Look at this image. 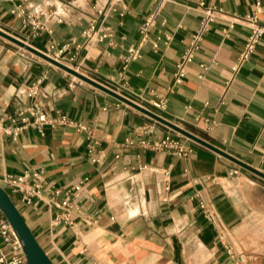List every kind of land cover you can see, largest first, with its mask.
Segmentation results:
<instances>
[{
    "label": "crops",
    "instance_id": "crops-1",
    "mask_svg": "<svg viewBox=\"0 0 264 264\" xmlns=\"http://www.w3.org/2000/svg\"><path fill=\"white\" fill-rule=\"evenodd\" d=\"M256 2L264 29V0H0V31L42 53L67 45L60 63L264 173V33L233 70ZM18 7L23 15L11 12ZM130 47L140 56L125 63ZM38 80L49 117L94 133L56 124L0 139V186L8 191L7 174L28 175L38 196L11 197L53 264H264V253L242 245L253 215L264 214V179L184 137L186 156L143 146L172 129L85 81L71 85L77 77L0 35V114L29 105L18 90ZM160 101L164 109L153 106ZM78 184L72 220L54 224V202Z\"/></svg>",
    "mask_w": 264,
    "mask_h": 264
},
{
    "label": "built area",
    "instance_id": "built-area-1",
    "mask_svg": "<svg viewBox=\"0 0 264 264\" xmlns=\"http://www.w3.org/2000/svg\"><path fill=\"white\" fill-rule=\"evenodd\" d=\"M122 0H110L112 5H116ZM260 3H255L254 13L246 18L250 26L249 35L243 45V48L237 58V61L233 67L234 71H237L241 65L246 62L252 53L255 51L256 45L259 42L261 36L264 33V29L258 24L257 12L259 10ZM12 13L24 14V9L18 7L11 11ZM207 21H210L214 11L211 9L207 10ZM153 17L149 16L147 19L140 25L139 32L142 36L141 41H145L147 38V31L149 26L152 24ZM34 28H40L39 25L32 23ZM93 26L89 30H93ZM88 37L91 38L90 33H86ZM169 39V37H168ZM101 40V37L98 38ZM200 41V35H194L188 48L183 52L181 61L177 64L175 72V82L177 84L182 83L183 78L186 75V64L192 60L194 52L198 47ZM68 50L67 45L57 46L55 43H49L47 51L44 53L50 58L60 62L61 56L66 53ZM140 56V51L138 47H130L128 54L123 57V61L128 63L137 59ZM73 59V57L71 58ZM82 80L78 79L77 82L72 83H81ZM18 93L25 95L27 98L31 99V103L13 114L1 115L0 114V139L6 135L10 136L12 139H16L20 132L28 127L36 128L40 133L42 132V127L44 125L54 126L56 124L63 125H74L77 129L87 133L89 137H93V128L87 125L80 123H75L70 120L65 115L58 114L56 117H49L45 111L42 103L41 97L43 95L41 80H38L28 87L18 90ZM153 106L157 109H164V101L155 102ZM7 121V124L4 122ZM180 137L185 139H190L187 136H183L178 132H173V130H168L167 134L158 142L154 143H145L142 141V145L156 150H165L169 153L177 154L179 156H186L188 150L184 149ZM133 142L128 141V144ZM237 171H234L236 173ZM28 175H10L7 174L3 177L2 182L5 187L8 188V195L15 196L17 195L19 199L24 203H31L33 198L38 196V190L36 187L29 185L27 182ZM2 187V186H1ZM3 188V187H2ZM81 189V185H75L72 190L67 191L65 197L60 202H54V205L57 209L60 210L54 218V224H59L61 222H70L72 220L73 205L70 199L71 195L74 197L78 196V193ZM58 194V191L56 192ZM12 199V197H11ZM13 200V199H12ZM14 202V201H13ZM200 207L203 209L204 216L209 221H215L217 219L216 215L210 212L203 201L199 202ZM0 264H28L26 256L24 254L22 243L19 241L15 232L10 228L6 223L5 219H0Z\"/></svg>",
    "mask_w": 264,
    "mask_h": 264
},
{
    "label": "water",
    "instance_id": "water-1",
    "mask_svg": "<svg viewBox=\"0 0 264 264\" xmlns=\"http://www.w3.org/2000/svg\"><path fill=\"white\" fill-rule=\"evenodd\" d=\"M0 35L7 38L8 40L14 42L15 44L37 54L38 56L44 58L45 60L54 64L55 66H57V67L65 70V71H67L68 73L74 75L78 79L85 81V82L99 88L100 90L108 93L109 95L131 105L132 107H134V108L138 109L139 111L145 113L146 115L150 116L152 119H154L155 121L165 125L166 127L170 128L174 131H177V132L189 137L191 140H193V141L217 152L218 154L234 161L235 163H237L241 167L248 169L249 171H251L255 175L264 179V173L254 169L252 167L245 165L244 163L234 159L233 157L227 155L223 151L217 149L216 147L210 145L209 143L203 141L202 139H200V138L192 135L191 133L179 128L178 126H176L173 123L163 119L162 117L152 113L151 111L144 109L143 107L129 101L128 99L121 96L120 94L113 91L112 89H109L108 87L91 80L90 78L81 74L77 70L70 68V67L50 58L49 56L45 55L44 53L37 51L36 49L32 48L30 45L12 37L6 33H3L0 31ZM0 213L3 215L6 223L15 232L19 241L22 243V248H23V251H24V254L26 256L28 264H53L52 261L50 260V258L48 257V255L46 254V252L44 251V249L41 247V245L37 241L35 235L33 234L29 225L25 221L22 213L20 212V210L18 209L16 204L13 202L11 197L8 195L6 190L4 188H2L1 186H0Z\"/></svg>",
    "mask_w": 264,
    "mask_h": 264
},
{
    "label": "rangeland",
    "instance_id": "rangeland-1",
    "mask_svg": "<svg viewBox=\"0 0 264 264\" xmlns=\"http://www.w3.org/2000/svg\"><path fill=\"white\" fill-rule=\"evenodd\" d=\"M243 236V247L249 252L264 253V214H255L251 218Z\"/></svg>",
    "mask_w": 264,
    "mask_h": 264
}]
</instances>
